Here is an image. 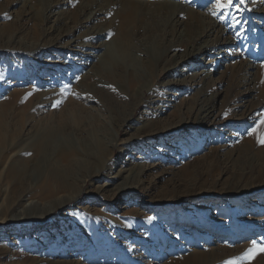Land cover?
<instances>
[{"label": "rangeland", "instance_id": "obj_1", "mask_svg": "<svg viewBox=\"0 0 264 264\" xmlns=\"http://www.w3.org/2000/svg\"><path fill=\"white\" fill-rule=\"evenodd\" d=\"M51 1L0 0V103L14 94L20 103L38 90L69 94L99 61L91 73L103 77L102 89L72 99L82 111L81 130L57 133L48 148L79 138L92 161L95 149L86 138L96 137L112 165L76 160L72 185L58 192L75 198L57 207L50 199L59 194L44 193L43 208L15 219L20 207L6 209L19 184L3 175L32 137L2 151L0 264H264V253L241 259L253 240L264 243V145L249 135L264 117V0H234L223 13L215 0H58L57 30V13L47 14ZM122 1L135 17L131 40L117 41L113 29L86 36ZM99 7L106 11L95 14ZM177 15L185 27L175 24ZM213 22L201 40L188 36ZM36 41L53 45L28 50ZM105 48L113 50L100 61ZM115 66L131 71L132 81L106 83ZM202 95L212 106L204 118L194 114ZM61 107L41 106L32 120L56 118ZM22 111L18 105L12 112ZM19 130L16 145L28 133L23 124ZM40 167L45 173L48 163ZM130 171L137 180L124 181ZM28 178L39 182L38 170ZM123 181L132 189L115 192Z\"/></svg>", "mask_w": 264, "mask_h": 264}, {"label": "bare ground", "instance_id": "obj_2", "mask_svg": "<svg viewBox=\"0 0 264 264\" xmlns=\"http://www.w3.org/2000/svg\"><path fill=\"white\" fill-rule=\"evenodd\" d=\"M58 5H59L58 0H52L47 7V14L52 15L56 12L58 16L60 12L59 7H61V5H59V7ZM126 5L127 3L125 1L119 3V5H117L119 9L114 15L115 18L114 17L108 18L104 22L103 26L101 27L97 26L93 32L87 33L86 36L105 35L109 33L111 29H113L114 31H117V35H118V38H116L117 41L123 44L125 41L131 40L130 39V37H132L131 25L132 22L135 21V17L129 11L124 12L123 7H125ZM180 7L182 6L180 5ZM189 10L190 7H188L186 11H184L185 17L189 16ZM105 11H106L105 9L102 10L101 7H99V9L95 12V14L97 12L104 13ZM77 16L80 15L76 14L75 15L76 19ZM75 18H73L74 20L72 21L74 22L75 25H77L78 20H75ZM61 20L63 19L58 16L54 25L55 27H53V29L56 30L58 29L56 24L60 23ZM174 21L176 25L182 28L186 26V23H188V21L185 20V18H180L178 15L175 17ZM212 24H213L212 27H209V29L200 28L195 31H191L190 34H188V36L191 37L193 35V38L195 37V39L198 38L201 40L210 31V28L215 27L216 23L213 22ZM134 29L136 32L139 31L138 27ZM37 40H39V38H37ZM117 41L112 42L113 46L116 47V51H118ZM52 42L53 41L50 42L44 41L43 43H41L36 41L35 45L29 48L28 50L34 51L40 49V47L41 48L51 47L53 45ZM112 50L113 49L110 50V48H105L104 54H102L100 61L106 60L110 56V51ZM193 50H196L198 53H200L203 50V48L201 49V46H197V48H194L193 46ZM122 53H124V51H122ZM96 63L98 64L99 61ZM96 65L95 64L93 65V69L90 71V74L86 76L88 80L85 81L84 79L78 82L75 90H72L69 94L59 90L52 93L51 96L42 95V91L38 90L26 94L22 102L20 103H15L14 101H12L14 97L19 96L18 94H14L13 96H11L10 98L11 100L7 99L2 103H0V154L2 151L5 150H6L5 152L15 150L16 147L21 145L22 142H25L32 137L28 149L26 148L25 150L24 148V150L22 149V152L20 151V148L18 150L16 149L14 154L16 156L15 160H13V163L10 165V167L7 168V166H5L8 169L6 172L2 170V173L5 172L4 175L3 174L2 175L4 176L5 179H7L9 184L12 182L19 184V187H17V189L14 191L15 195L13 196L11 203L6 210H9L10 212L12 211L15 212V210H17L19 207H20L19 209L21 210L18 211V213L20 212V214L17 213L18 214L17 216H11V218L15 217V219L16 218L28 219L27 215L29 214L28 213L29 210L34 211L36 209L43 208L45 206L44 202H41L42 194L44 195L45 193L51 196L57 194L60 190L65 191L66 189H69L68 185L69 186L72 185L70 184L71 170H72L71 168L73 167L74 163L77 162L76 160H81L84 158L82 160L84 162L83 163L84 165L89 166V164L94 162L99 166L100 169L107 167L109 168L112 165L111 159L106 157L102 151V141L96 137L92 138L89 136L86 138L87 142L90 143V145H92L93 148L95 149V153L94 155H92L95 159L94 160L92 159V161H91L92 157L90 154L89 156L87 155L88 157H85V153H83V148H82L83 146L81 142L82 140L79 138L77 140V143L73 144V146H69V145L58 146V148H56V150L53 152H51L52 150L48 148V144L54 139L57 133H61L68 130H71L73 131V133H76L77 131L79 132L81 130V126L83 125L82 111L77 106L73 105L72 99L81 97L85 93V91L92 90L91 93H93L95 92V90L100 91L102 89L98 86V83H100L99 79L103 77H99L98 79L96 75L91 73L92 71L99 69V66L96 67ZM131 74L132 72L129 71L128 69L115 66L113 67V72L111 73V75L107 76L108 81L106 83L115 84L122 82L125 76L129 77V83H130L132 81ZM260 77H261L260 80L262 81L261 84L264 86L263 69L261 71V76H259V78ZM82 90H84V92H81ZM200 101L202 102V106L197 110V113L194 114H196L195 116L204 118L211 113L212 106L211 104L208 103L209 100L208 101L206 100L205 95L201 96ZM50 102L51 104L52 103L63 104V107H61L58 110L59 113L57 117L46 118L43 121H39V120L33 121L32 117L39 110V108L41 106L43 107L47 106V104H49ZM18 105L22 106L23 111L21 114L17 116L12 111L14 110L15 107H18ZM22 124L26 127V129H28L27 131L28 133L24 138L22 139L20 138V141H18L16 145L15 139L17 138L16 136H19L20 134L19 129L20 127H22ZM181 124H183V121L179 123V125ZM259 131H264V128H260ZM90 135H94V133ZM110 151L112 153L113 149H110ZM51 155L52 158L50 162ZM45 161L48 163V167L46 169V172L43 173V169L40 167V165ZM34 170H38L39 173V182H37L36 184H32L28 178L29 173L33 172ZM136 173L130 171L129 175L124 177L125 178L124 181L137 180L135 179V176L137 175ZM124 181L118 184L117 186L113 187L112 189L118 193L132 189V185L127 186L125 185ZM34 186H36V188H34ZM106 186H109V184H106ZM32 189H34L33 191L37 190L39 192V193L36 192L38 193V196H40L38 200L37 199L35 200L30 196V191ZM63 192L62 194L58 193L59 194L58 196H55L52 199H50L51 201H54L56 203L55 206L57 207H60L61 205L67 203L69 200L75 198L73 197V195L65 194V193L63 194ZM44 216L45 214L42 213L41 215L33 216V218L36 220H41ZM3 219L5 220L6 218ZM2 255H3L2 251H0V257Z\"/></svg>", "mask_w": 264, "mask_h": 264}, {"label": "snow or ice", "instance_id": "obj_3", "mask_svg": "<svg viewBox=\"0 0 264 264\" xmlns=\"http://www.w3.org/2000/svg\"><path fill=\"white\" fill-rule=\"evenodd\" d=\"M234 4V0H215L214 7L217 12L223 13ZM223 19V16L221 15ZM260 128H264V119L261 120L260 125L256 128H253L249 135L255 134L258 139V143L264 145V131H259ZM152 218L150 217L149 220ZM264 253V243L258 244L256 240L251 242V247H249L242 255L241 259L250 262L255 258L256 255ZM225 264H239V261L236 259L226 261Z\"/></svg>", "mask_w": 264, "mask_h": 264}]
</instances>
